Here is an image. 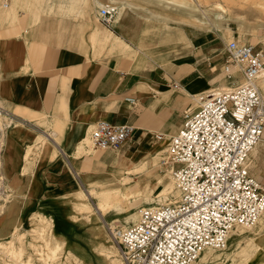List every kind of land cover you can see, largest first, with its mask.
Returning a JSON list of instances; mask_svg holds the SVG:
<instances>
[{"label": "crops", "instance_id": "obj_1", "mask_svg": "<svg viewBox=\"0 0 264 264\" xmlns=\"http://www.w3.org/2000/svg\"><path fill=\"white\" fill-rule=\"evenodd\" d=\"M46 1H17L22 8L44 9L38 14L28 11L26 20L21 16L25 30L39 23ZM90 7L98 11L94 1ZM92 11L90 18L83 17L88 30L85 38L59 37L47 27L19 36L15 27L0 33V104L8 111V119L0 124V186L8 190L2 193L26 201V209L18 216L23 221L20 228H27L34 213H41L52 219L53 234L65 239L70 249L91 247L82 238L95 233L72 220L65 200L73 199L71 194L98 177H119L129 160L141 162L162 149L167 137L181 126L184 107L195 103L197 94L211 85L209 75L182 52L161 63L134 60L140 49L129 42L137 38L134 19L121 29L109 27L136 53L127 49L106 50L105 56L94 53ZM184 32L193 40L185 27ZM174 38L167 41L171 49L189 45L181 36ZM127 96H134L136 104L129 103ZM17 107L26 115L17 113ZM99 121L132 124L130 141L120 148L94 150V157L80 154L82 148L90 147L86 139ZM156 133H163L164 138L157 140ZM12 218L0 224V234H7L8 228L13 231ZM39 230L45 229L41 225Z\"/></svg>", "mask_w": 264, "mask_h": 264}, {"label": "built area", "instance_id": "obj_2", "mask_svg": "<svg viewBox=\"0 0 264 264\" xmlns=\"http://www.w3.org/2000/svg\"><path fill=\"white\" fill-rule=\"evenodd\" d=\"M114 11L106 5L100 20L109 26ZM226 50L244 80L237 81L228 64L229 84L199 92L163 147L179 197L141 207L139 218L129 224L107 223L123 264H192L207 247L227 248L232 227L252 226L264 212V185L248 163L253 147L264 141V92L257 83L264 48L233 39ZM126 100L136 104L134 96ZM133 130L130 123L99 121L89 146L120 148Z\"/></svg>", "mask_w": 264, "mask_h": 264}, {"label": "rangeland", "instance_id": "obj_3", "mask_svg": "<svg viewBox=\"0 0 264 264\" xmlns=\"http://www.w3.org/2000/svg\"><path fill=\"white\" fill-rule=\"evenodd\" d=\"M5 1L6 0H0V6ZM101 1L104 3V5H118V3H111V0ZM129 1L139 6L136 10L130 13L131 18L138 21L137 38L133 42H135L136 46L140 45V49L138 50L134 60H140L142 62H147L149 60L161 63V61H163V59L166 57L168 59H176L180 55V52H182V55H187L190 60L196 62L198 69H201L204 74L209 75L211 79V85L209 86V88H207V90H211V87L226 86L229 84L230 78L226 76V66H228V64L230 66V69L236 75L235 79L239 82L244 80L243 73L240 70V67L237 66L235 62H231L229 53L226 50L227 42L233 40L234 36L240 37L241 42L245 41L253 43L264 48V11L259 9V7H257L255 4H252L251 2L242 3L243 5H230L233 16L237 14H241L243 16L244 24L242 27H240V24L237 20L233 19L230 20L227 24L222 23V25L217 27L216 29L212 28L211 25L208 24L200 26H189L172 20H170L169 23L173 24V27L166 26L165 18L170 17L181 20L184 17L179 11H177V0L170 1V3H168L167 5L162 4L157 6L156 4L149 3L147 0ZM210 4H212V2H204L201 7L203 9H208L210 7ZM21 5H23V3H21L20 6ZM62 5L67 6L68 0H49L48 2H44L43 8H45V11L42 13L41 20L38 24L30 27L28 30H25V21L23 20L30 18V13L28 11H34L38 14L44 9L34 7V9L30 10L29 7L26 9L15 5L14 12L17 15V18L13 19L15 21H9L6 20L3 16H0V33L1 31H5L11 27H15L16 35L19 36L21 32L23 34H26L30 31H40L42 27H47L50 30L55 31V33L59 37L63 35V37H65L66 39L69 37H71L72 39L74 36L85 38L87 36L88 30L85 28L86 22L85 18H83L84 16H75L72 12L61 10L60 7ZM145 6L150 7L151 11H153L154 14H151L149 11H147L145 9ZM90 10H93L91 12L94 21L93 23L100 24L101 21L98 13L99 9L97 11L89 7V11L85 15V17H91ZM155 11L157 13H161L160 16H162L164 19H162L161 17L159 18L153 16L156 14ZM116 14L117 9H115L114 11L113 21L109 26L115 25L114 22ZM21 16H23V19ZM179 27L186 28L188 35L193 38L194 45H181L179 46V48H177V50L171 49V46L169 47L167 43V41L170 40L168 33H178L180 30ZM118 28L120 27L118 26ZM255 38L256 40L254 41ZM93 48L94 53H98L94 45ZM234 65L236 66L234 67ZM259 87L264 92V89L260 85ZM18 109L20 111H18ZM18 109L16 111L17 113L26 115V112H24V110H21L20 108ZM4 118L8 119L7 117H4L3 114H0V124L3 123ZM31 153L32 150L30 151V154L26 157V159L28 157L30 158ZM82 153H88L93 157L96 155V152L91 147L82 148V150H80V154ZM163 155L165 156V153L162 152L161 157H163ZM122 156H120V161L122 159ZM153 156L154 155L144 158V161H148V169L141 173H138L137 175H134L132 173L131 176L133 175L134 177L120 185L125 193L135 192L140 187L143 189V193L141 195H139V193L137 197L134 196V193L130 196L129 199L123 198V200L121 201V207L124 209L112 208L107 211L104 215L105 223H112L115 220V224H129L136 220L135 215L133 214L137 213L141 207L164 202L163 200H161V197L158 196V193L162 189L163 184L170 181L171 171L170 168H168L167 164L161 165L157 163ZM252 171L264 185V161H260L258 163V166L254 167ZM122 175H120L119 177H115L114 175H110V177L106 178L98 177V181H110V178L116 181L117 179L121 178ZM161 178L162 181L160 182ZM91 186L99 188L101 184L100 182H94L87 187L82 186L81 188H89ZM77 190L75 191V193L70 195L74 197L73 199L65 200L68 204L70 217L74 221L88 225L90 230L94 228L92 230H94L93 232L95 234L94 236H91V233H86V238L84 236L82 238L88 240L87 243L91 244V247L70 249L69 247H67L68 242L65 239H58L55 232L54 236L51 230L52 228L48 224V221L44 220V218H42L41 216L32 217L30 220H27V228H20V226H22L23 224V221L18 216H20V212L22 210L26 209L27 203L24 199L13 198L9 193L3 194L2 191L8 192V190L3 188L1 185L0 224L4 222L8 223V220L13 216V218L11 219L13 224V231L12 229L10 231L8 228L7 234H0V240L13 238L15 240L16 246L13 247L14 250L11 251L14 252L16 250H20L19 247H21V249H23V256L18 257V255H11L12 257L10 258L3 255V252H0V264H21L22 262L26 263L25 259L27 258L32 259L34 261L33 264H41L47 260L54 263L59 262V264H63V262L66 260L75 261L76 259L85 258L89 261V264H115L112 258L107 255V249H114L112 247L114 242L110 238L107 224L106 227L102 225L101 228H95V226H97L98 222L100 221L97 222L95 220H92V222L94 223L84 222L85 216L90 215L93 219L99 214V212L95 208L94 211H75L74 204L79 199L77 196ZM175 191L176 189H174L169 194V197H172L171 199L173 200L176 199V197L174 196L176 193ZM91 202L94 205L92 199ZM79 214L80 218L78 216ZM82 216L84 217L81 218ZM35 225H42L45 230L39 231V228H36L37 230L33 231L32 226ZM111 225L113 226V224ZM251 236L255 240V245L251 251L246 252V240ZM93 238H95V241L92 240ZM59 241H66V243L63 245V250L60 253L61 255L58 258L54 259L47 258V242L49 244H54ZM237 244L238 247L240 246L238 249ZM37 247L43 250L41 254L36 251ZM116 250V256L118 258H121L118 249ZM18 252L19 251H17V253ZM214 252L220 255L207 261L200 260L199 256V258L196 259L192 264H264V227H260L258 223H255L253 226H250V228H245L242 238L230 237L227 248H214ZM258 252H260L259 255Z\"/></svg>", "mask_w": 264, "mask_h": 264}, {"label": "bare ground", "instance_id": "obj_4", "mask_svg": "<svg viewBox=\"0 0 264 264\" xmlns=\"http://www.w3.org/2000/svg\"><path fill=\"white\" fill-rule=\"evenodd\" d=\"M17 1L19 0H6L5 2H3L0 6V16H3L6 20H9V21L17 18V15L14 12V6L16 4H19V2ZM147 1L151 4H156L157 6V5H162V4L167 5L168 3H170V1H174V0H147ZM94 2L96 6H98V9H99L98 13H99V18H100L101 9L109 4L104 5V3L101 0H94ZM204 2H212V4H210V7L208 9L207 8L203 9L201 6ZM245 2H251L252 4H255L257 7H259V9L264 11V0H179V1L177 0L176 2L177 8H178L177 11H179L184 17L181 20H177V19L170 18V17L165 18L166 26L173 27V24L169 23V21L172 20L175 22L189 25V26H200V25L208 24V25H211L212 28L217 29V27L221 26L222 23L227 24L230 20L234 19V20H237L238 23L240 24V27H242L244 24L243 16L241 14H237L233 16L232 11L230 9V5H243L242 3H245ZM111 3H118V5H115V6L109 5V6H113V8L117 9V14H116L114 24L119 27L126 21H131L132 18L130 16V13L139 7L138 5H135L129 0H111ZM89 7H90V0H71L67 6L64 5L61 8L65 11H69L72 13L76 12L78 13L79 16L82 15V17L83 16L85 17L87 12L89 11ZM145 9L149 11L151 14H154V12L151 11L150 7L145 6ZM155 13L156 14L153 16L159 17V18L161 17L162 19H164L162 16H160L161 13L159 12L157 13L156 11ZM92 27H93V29L91 30L92 31L91 33L92 43L94 47L96 48V51L99 54L105 56L108 52H111V53L119 52V51H124L125 49H127V51L129 52L133 51L131 50L133 49V47L129 43H127L122 37L117 35L109 26L104 24L102 21L100 22V24L97 23ZM179 28H180L179 30L180 34H177L175 37L179 38L181 36L183 43L191 45L193 43V40H190L188 37H186L183 27H179ZM168 36L170 37V39L174 38L172 33H168ZM177 38H174V40ZM233 38L234 40L241 41L240 37L234 36ZM255 40L256 38L254 39V41ZM133 41H135V39L131 37L129 42H133ZM106 50H109V51L106 52ZM132 53H136V52L133 51ZM235 66L236 65H234V67ZM257 83H259L260 86L264 89V69L257 76ZM222 87H225V86L211 87V90L219 91L220 89H222ZM196 98L197 97H195V99ZM0 106L2 107L0 114H3L4 117L8 118L7 109L1 104ZM27 110L28 109H26V111ZM18 111L20 110L18 109ZM8 123H11V121H9ZM89 138L87 137L86 141H90ZM263 142L264 141H260L259 143H257L253 147L250 153L248 163L251 169H253L254 167H257L260 161H264V146H263L264 143ZM164 151H165L164 149H158L153 156L155 161L161 165L164 164L163 159L165 158V156L163 155V157H161V153L162 152L165 153ZM158 158H159V161H158ZM146 169H148V161L143 160L141 162H137V161L129 160L127 164L126 163L124 164L123 175L121 176V178L117 179L116 181L113 180L112 178H110L111 179L110 181H104V182L99 180V181H96V182H100L101 184L99 188H96L95 186H91L89 188H79L77 190V193H78L77 196L79 199L74 204L75 211H78V212L94 211V208H95L99 212V214L93 219L90 215L85 216L84 222L90 223L92 222V220H95L97 222L100 221L98 222V225L95 226V228L97 227L101 228L102 225L106 227L107 223H105L104 221V215L106 214L107 211H109L112 208L124 209L121 207L122 205L121 201L123 200V198L129 199L130 196L133 195L134 193H135L134 196L136 197L138 196L139 193H140L139 195L143 193V189L141 187L138 188L135 192L125 193V191L120 187V185L124 183L125 181L132 179L134 177L133 175L131 176L132 173L134 175H137L138 173H141L145 171ZM118 181H121V182H118ZM161 181H162V178L160 179V182ZM174 189H176L175 191L176 193L174 196L178 198L180 192L175 183V179L171 174L170 181L163 184L162 189L158 193V196L161 197V200H163L164 202L172 203L174 200L171 199L172 197L171 198L169 197V194ZM91 199L93 200L94 205L92 204ZM139 213L140 211L133 214L135 215L136 220L139 218ZM34 216L35 217L41 216L42 218H44V220L48 221V224L52 228L53 222L51 218H47L43 216V214L41 213H34L32 217ZM257 223L260 227H264V212L261 214V216L256 221V224ZM111 224H113V226L116 225L115 220ZM40 227L41 225L32 226L33 231H36L37 230L36 228L40 229ZM245 228H250V226L237 225L235 227H232L229 233L230 237H236V238L241 237L242 238V236L244 235ZM48 242L46 244L48 246L46 257L52 258V259L58 258L61 255L60 253L63 250L64 244L62 242H56L54 244H49ZM246 242H247V246L245 247V251L249 252L253 249L255 245V240L251 236L246 240ZM15 246L16 244L13 238H9L6 240H0V252H3V255H5L6 257L11 258L13 255L14 256L18 255V257L23 256V249H21V247H19L20 250H16L14 252L11 251V250H14L13 247ZM112 247L114 249L112 248L107 249V255L112 258L115 264H123V260L116 256L117 255L116 249H118L117 246L113 244ZM239 247L237 244V249ZM214 248L215 247H207L199 255L200 260L207 261L212 258L218 257L220 254L215 253ZM17 251L19 252L17 253ZM36 251L39 254H41L43 250L37 247ZM259 254L260 252H258V255ZM25 261L26 263L22 262L21 264H33L34 262L30 258L25 259ZM41 264H59V262L54 263V262L47 260ZM63 264H89V261L86 259H76L75 261L66 260L63 262Z\"/></svg>", "mask_w": 264, "mask_h": 264}]
</instances>
